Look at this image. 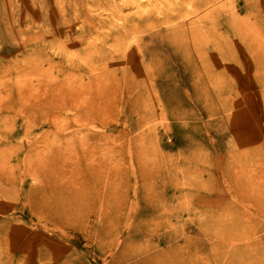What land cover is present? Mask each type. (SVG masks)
I'll return each instance as SVG.
<instances>
[{
    "label": "rangeland",
    "instance_id": "1",
    "mask_svg": "<svg viewBox=\"0 0 264 264\" xmlns=\"http://www.w3.org/2000/svg\"><path fill=\"white\" fill-rule=\"evenodd\" d=\"M85 171L92 202L51 215L40 193ZM227 173L264 192V0H0V264H264Z\"/></svg>",
    "mask_w": 264,
    "mask_h": 264
},
{
    "label": "bare ground",
    "instance_id": "2",
    "mask_svg": "<svg viewBox=\"0 0 264 264\" xmlns=\"http://www.w3.org/2000/svg\"><path fill=\"white\" fill-rule=\"evenodd\" d=\"M209 17H210V15H209ZM203 18H205L204 15H203ZM207 19L209 20L208 17H207ZM247 20H244V21H247ZM224 22L229 26V30L227 31L226 34L231 36L232 39H234L235 41H238L237 45H236L237 49H239L242 53L244 52V55L251 56L252 55L251 49L249 47H247L248 44L245 42L246 36H247L246 35L247 33L246 32L244 33L245 30L240 29L241 27L237 28L233 23H231V25H229L228 21H224ZM248 24H249V22H248ZM244 28L247 29L246 26ZM250 31H251V28H250ZM188 37H190V36H188ZM203 38H205V37H203ZM188 41H189L188 43L184 42L183 44H181L183 46L182 47L183 51L177 52L176 55H177L178 59L180 61H183V62L185 59L188 60L187 64H188L189 69H192L193 66L196 68L197 67L202 68L201 57L199 55V52L197 51L198 47L197 46L194 47L193 45L195 43L193 44V42H190L189 38H188ZM235 41H233V42H235ZM240 41L242 42L241 43L242 45H240V43H239ZM198 43H200V42H198ZM207 46H208V44H207ZM95 102H96V104H98L96 98H95ZM100 109L101 108H98L97 110H100ZM97 110H94V112H92V114H90V113L86 114L85 113V116L87 117V119L92 118V117L96 118V116H97L96 111ZM53 154H54V152H53ZM58 154H60V153H58ZM58 154H56L55 157H53V159H47L46 165H52L53 163H54V165H56V164L59 165L60 161L58 160V158H59ZM62 158L63 157L61 156L60 160ZM41 163H43V162H41ZM34 166H36V165H34ZM40 166H42V164ZM53 167H55V166H53ZM56 168H58V167H56ZM46 169H47V167H46ZM243 171H244V169H243ZM54 172H56V171H54ZM140 173H141V171H140ZM140 173H139V170H137L136 174H135L136 186H137V190L135 192H136V196H139L140 199L145 200V176L140 174ZM241 173H242V171H241ZM58 174H59V171H58ZM239 175L236 176V175H231V174L227 173L226 178L230 182L231 187L237 189V191H236L237 195L240 196L243 201H250L255 206V208L259 210L260 213H264V203H263L264 202V192H262V190H261L262 188H260V186L257 183H255L254 181L248 182V185H247L245 183V180L248 181L249 179L247 180L246 176H244V175L242 176V174H241V176H239ZM79 176L85 178V186H81V185L78 187L74 186L75 179H73L74 177L72 176V178L70 180H63L59 184H56L53 186L47 185V187L40 193V196L38 199H40V202L42 203V205L45 209L50 210L49 212L51 215H55L56 217L59 216V218L60 217L61 218H64V217L69 218V217L78 216L81 214L82 210L85 209V207L92 202L91 201L92 198L89 197V199H88L87 197H85L84 192H85V189L89 190L92 187L91 183H93V182L89 181V180H91V179H89L88 180L89 182L86 183V178L89 176L86 171L83 172V174H81ZM112 182H113V180L110 177L107 180V182L105 183L106 185H105L104 191H105V196L108 200H110L114 196ZM138 185H140L139 189H138ZM2 188H5V187L2 186ZM98 188H99L98 184L97 183L94 184V190H96ZM4 191H2V192L4 193ZM55 216H53V217H55ZM261 258H262V256L257 257V259H259V260Z\"/></svg>",
    "mask_w": 264,
    "mask_h": 264
}]
</instances>
